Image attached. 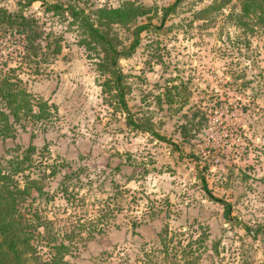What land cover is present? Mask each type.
<instances>
[{
    "label": "rangeland",
    "instance_id": "obj_1",
    "mask_svg": "<svg viewBox=\"0 0 264 264\" xmlns=\"http://www.w3.org/2000/svg\"><path fill=\"white\" fill-rule=\"evenodd\" d=\"M137 1L151 10L136 22L157 27L141 31L134 51L118 59L125 98L168 140L122 123L124 114L106 102L104 75L95 70L91 52L77 44L65 19L33 1L23 13L61 35V50L39 65L40 73L24 65L17 72L27 90L55 104L57 116L17 126L14 137L0 138V156L29 141L35 145L34 169L44 173L51 198L33 192L28 203L46 218L43 230L72 237L63 264H169L171 244L200 230L208 233L200 264H264V27L250 32L237 24L239 0H183L162 23L160 6L172 0ZM15 2L0 0V6L15 10ZM113 26L127 43L130 28ZM4 29L0 61L10 57L13 65L21 47L17 34ZM52 168L56 172L49 174ZM200 174L212 196L229 203V218L202 188ZM160 224L167 236L185 232L173 236L165 257H150L145 253L156 245L153 229ZM37 243L45 257V240Z\"/></svg>",
    "mask_w": 264,
    "mask_h": 264
},
{
    "label": "trees",
    "instance_id": "obj_2",
    "mask_svg": "<svg viewBox=\"0 0 264 264\" xmlns=\"http://www.w3.org/2000/svg\"><path fill=\"white\" fill-rule=\"evenodd\" d=\"M33 1L39 2L44 13L65 19L70 30L77 35V44L91 52L95 70L104 75L100 85L101 90L108 93L106 102L112 110L124 114L122 123L167 141L168 139L154 130L149 116L138 114L139 111L133 112L125 98L128 85L119 68L118 59L127 57L134 51L141 31L157 27L150 21L136 22L138 17L148 15L151 10L137 0H120L116 5L89 6L82 5L78 0H16L15 10L0 6V26L8 33L17 34L21 47L17 51L18 59L13 65L7 64L10 57H1L0 61V138L14 137L17 126H23L25 121L50 123L57 116L55 104L27 90L17 72L24 65L31 67L33 73H40L39 65L50 61L61 50V35L44 31L37 16L23 13V9ZM182 1L172 0L160 6L159 21L164 22ZM226 1L228 0H221V3ZM211 5L210 3L196 10L195 15H201ZM153 11L156 12V8ZM235 18L239 26H244L250 32L255 25L264 27V0H239V12L235 14ZM114 24L130 28L131 37L127 43H123L118 37ZM170 91L166 90L165 97L169 106L174 102L173 97L169 96ZM186 98L183 96V101ZM140 111L144 113L141 109ZM13 150L7 157L0 156V264H63L64 256L71 252L72 237L65 233L62 235L64 237H58L43 230L46 229V218L28 203L35 196L33 192L38 196L51 198L44 189V173L39 175L34 169L35 145L29 141L27 145L15 147ZM125 152L128 158V151ZM121 162L123 163L118 161L114 165L116 170L120 169ZM49 172L53 174L56 170L52 168ZM63 176L67 177L68 174ZM199 177L204 191L223 204V214L228 217L229 203L213 197L205 185L203 174ZM117 186L118 183L115 184ZM183 232L185 231L182 228L177 234ZM177 234L167 236L166 226L160 224L158 229H153L156 245L145 255L154 257L162 252L165 257L170 253L168 243ZM207 237L205 230H200L194 236L189 233L184 242L179 237L175 244H171L174 251L166 261L169 264H200L201 254L207 249ZM39 239H44V245L48 248L45 257H42L37 248ZM216 246L217 241L214 240L211 248L215 253ZM207 264H212V261Z\"/></svg>",
    "mask_w": 264,
    "mask_h": 264
}]
</instances>
